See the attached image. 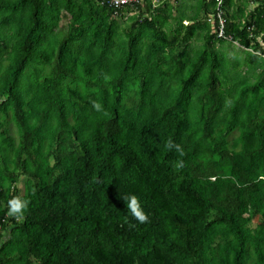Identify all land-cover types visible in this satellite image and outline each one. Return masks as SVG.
Masks as SVG:
<instances>
[{
    "label": "trees",
    "instance_id": "1",
    "mask_svg": "<svg viewBox=\"0 0 264 264\" xmlns=\"http://www.w3.org/2000/svg\"><path fill=\"white\" fill-rule=\"evenodd\" d=\"M193 6L0 0V264H264V0Z\"/></svg>",
    "mask_w": 264,
    "mask_h": 264
},
{
    "label": "rangeland",
    "instance_id": "2",
    "mask_svg": "<svg viewBox=\"0 0 264 264\" xmlns=\"http://www.w3.org/2000/svg\"><path fill=\"white\" fill-rule=\"evenodd\" d=\"M183 3L186 4H190L191 7H192V11L191 12H188V14H192L193 12V9H194V4L196 3L197 0H181ZM186 8L189 7V6H185ZM253 7H255V4H250L249 7H248V10L252 9ZM188 9H191V8H188ZM235 11V10H234ZM131 12L127 13L126 15L127 16H124L120 22H121V25L122 27H125V25H127V19L126 17L129 16ZM132 15V14H130ZM66 23H67V20L63 19L61 21V26L62 27H65L66 26ZM259 42L261 43V45L263 46L264 48V42L261 41L260 39H258ZM202 44V40L201 39H197L195 42H193L191 45L193 46V48H196V47H199L201 46ZM216 48L223 52L227 57L231 58V57H234V56H243L242 54V50L243 48L240 47L239 44H237V42H233V43H225L223 45H220V44H217ZM260 225H264V219L261 217V216H256V217H253L248 228L251 229L252 231H254L257 227H259Z\"/></svg>",
    "mask_w": 264,
    "mask_h": 264
},
{
    "label": "clouds",
    "instance_id": "3",
    "mask_svg": "<svg viewBox=\"0 0 264 264\" xmlns=\"http://www.w3.org/2000/svg\"><path fill=\"white\" fill-rule=\"evenodd\" d=\"M152 2V0H151ZM164 2H168V3H173L174 0H164L163 2H161L162 4ZM127 7V6H126ZM133 15V12L130 13ZM129 14V15H130ZM131 15V16H132ZM210 17V16H209ZM187 24V23H186ZM96 108L99 110L100 109V105L97 104ZM171 146V145H170ZM129 200V207L131 208L133 214L140 220V221H144L147 219V216L144 214V212L140 209V206L138 204V200L137 197L135 195H132L130 197H128ZM9 215H22V209L27 207V201H22L19 198H14L12 200L9 201Z\"/></svg>",
    "mask_w": 264,
    "mask_h": 264
},
{
    "label": "built area",
    "instance_id": "4",
    "mask_svg": "<svg viewBox=\"0 0 264 264\" xmlns=\"http://www.w3.org/2000/svg\"><path fill=\"white\" fill-rule=\"evenodd\" d=\"M106 1H109L110 5L116 10H118L119 8H122V7L129 6V5H134V4L142 5V2H143V0H106ZM163 1L164 0H152V5L153 6L158 5ZM213 1L216 4V15L215 16H216L217 20L219 21V25L221 26L219 36L222 37L223 36L222 27L225 23V19H224V13L221 10V7H222V3L224 0H213ZM209 19H210L209 20L210 23L213 25L215 23L214 17L210 16Z\"/></svg>",
    "mask_w": 264,
    "mask_h": 264
}]
</instances>
